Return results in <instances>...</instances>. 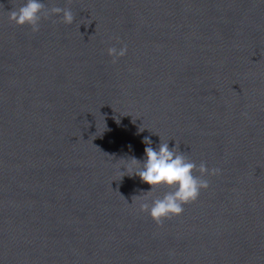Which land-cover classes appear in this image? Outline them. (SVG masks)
Here are the masks:
<instances>
[{
	"label": "water",
	"instance_id": "obj_1",
	"mask_svg": "<svg viewBox=\"0 0 264 264\" xmlns=\"http://www.w3.org/2000/svg\"><path fill=\"white\" fill-rule=\"evenodd\" d=\"M41 2L0 0V264H264V0ZM144 137L221 169L159 225Z\"/></svg>",
	"mask_w": 264,
	"mask_h": 264
},
{
	"label": "clouds",
	"instance_id": "obj_2",
	"mask_svg": "<svg viewBox=\"0 0 264 264\" xmlns=\"http://www.w3.org/2000/svg\"><path fill=\"white\" fill-rule=\"evenodd\" d=\"M49 15L59 16L62 23L67 25L74 21L69 8L52 7L50 12L45 11L41 0H21L19 7L9 11V19L12 22L19 26L28 25L32 32L39 31L41 20L48 19ZM127 51L126 45L107 48V54L113 58V63L125 56ZM142 142L145 144L143 157L121 158L116 163L117 171L122 177H139L142 183L151 186L147 191L140 190L141 194L133 198L139 201V210L146 212L158 225L163 219L181 215L183 206L195 201L200 191L208 188L209 183L205 177L221 173L220 168H209L204 162L197 166L183 152L178 151L176 145L170 147L168 142H162L161 139L155 148L148 137H144ZM195 171L199 172V176L194 175ZM157 186H166L172 190L152 198L149 202L146 194L152 193Z\"/></svg>",
	"mask_w": 264,
	"mask_h": 264
}]
</instances>
